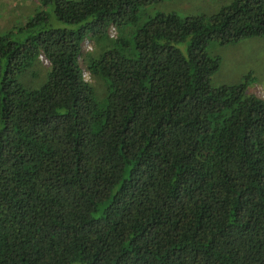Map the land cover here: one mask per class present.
<instances>
[{
  "label": "trees",
  "instance_id": "1",
  "mask_svg": "<svg viewBox=\"0 0 264 264\" xmlns=\"http://www.w3.org/2000/svg\"><path fill=\"white\" fill-rule=\"evenodd\" d=\"M161 1L0 27V264H264V98L207 52L264 37V0L131 29Z\"/></svg>",
  "mask_w": 264,
  "mask_h": 264
},
{
  "label": "rangeland",
  "instance_id": "2",
  "mask_svg": "<svg viewBox=\"0 0 264 264\" xmlns=\"http://www.w3.org/2000/svg\"><path fill=\"white\" fill-rule=\"evenodd\" d=\"M232 0H162L156 4H149L139 10L138 26L149 16L156 12L176 13L179 16L185 15H210L217 12L222 5ZM42 9L39 0H0V27L6 26L7 20L13 19L15 30L18 24L25 22L26 18L33 16V13ZM18 12L23 17H16ZM19 19V20H18ZM13 29V30H14ZM115 30V29H114ZM116 33V30H115ZM25 36V30L19 32V39ZM89 51L92 48L91 41H84ZM207 52L219 58V67L211 76L213 86L229 85L238 82L241 77L251 72L258 84L254 86V92L264 98V37L242 38L234 44L219 45L216 42H208ZM83 78L95 84V93L98 92L97 81L83 71ZM98 94V93H97ZM96 96L98 97L99 95Z\"/></svg>",
  "mask_w": 264,
  "mask_h": 264
},
{
  "label": "built area",
  "instance_id": "3",
  "mask_svg": "<svg viewBox=\"0 0 264 264\" xmlns=\"http://www.w3.org/2000/svg\"><path fill=\"white\" fill-rule=\"evenodd\" d=\"M108 33H109L110 36L114 35V28L113 27H109ZM83 44H84V48H87V45L85 44V42Z\"/></svg>",
  "mask_w": 264,
  "mask_h": 264
}]
</instances>
